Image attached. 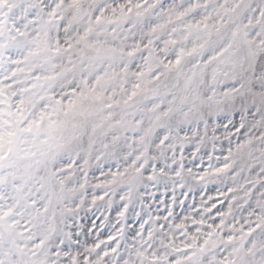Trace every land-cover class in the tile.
<instances>
[{
    "label": "snow or ice",
    "instance_id": "6c2138e0",
    "mask_svg": "<svg viewBox=\"0 0 264 264\" xmlns=\"http://www.w3.org/2000/svg\"><path fill=\"white\" fill-rule=\"evenodd\" d=\"M0 264H264V0H0Z\"/></svg>",
    "mask_w": 264,
    "mask_h": 264
}]
</instances>
